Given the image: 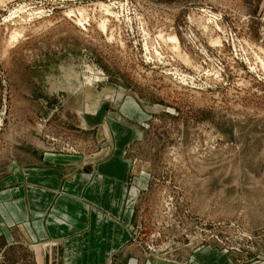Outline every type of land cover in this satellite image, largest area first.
Returning <instances> with one entry per match:
<instances>
[{
    "label": "rangeland",
    "instance_id": "374dc122",
    "mask_svg": "<svg viewBox=\"0 0 264 264\" xmlns=\"http://www.w3.org/2000/svg\"><path fill=\"white\" fill-rule=\"evenodd\" d=\"M107 95L140 110L123 121L142 183L105 264H264V0H0V156L99 159L109 136L81 113Z\"/></svg>",
    "mask_w": 264,
    "mask_h": 264
},
{
    "label": "crops",
    "instance_id": "0c3cea01",
    "mask_svg": "<svg viewBox=\"0 0 264 264\" xmlns=\"http://www.w3.org/2000/svg\"><path fill=\"white\" fill-rule=\"evenodd\" d=\"M136 112L128 101L108 112L113 145L99 159L39 145L0 156V250L36 246L42 264L124 260L142 179L127 157L138 129L123 119Z\"/></svg>",
    "mask_w": 264,
    "mask_h": 264
},
{
    "label": "water",
    "instance_id": "95a60500",
    "mask_svg": "<svg viewBox=\"0 0 264 264\" xmlns=\"http://www.w3.org/2000/svg\"><path fill=\"white\" fill-rule=\"evenodd\" d=\"M114 97L113 96H104L97 108L93 111L87 110L84 113H81V116L84 121V126L86 128H96L98 126H102L105 133L109 136V145H113V138L110 126L108 124L107 115L109 112V109L113 106Z\"/></svg>",
    "mask_w": 264,
    "mask_h": 264
},
{
    "label": "bare ground",
    "instance_id": "6f19581e",
    "mask_svg": "<svg viewBox=\"0 0 264 264\" xmlns=\"http://www.w3.org/2000/svg\"><path fill=\"white\" fill-rule=\"evenodd\" d=\"M101 24H102V23H101ZM103 24H104V23H103ZM121 96H122V95H119V96L117 97V100L120 99Z\"/></svg>",
    "mask_w": 264,
    "mask_h": 264
}]
</instances>
